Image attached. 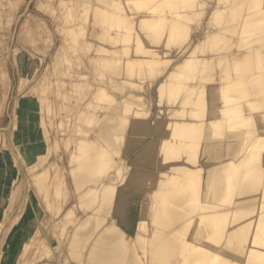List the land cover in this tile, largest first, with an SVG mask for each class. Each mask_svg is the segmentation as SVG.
Here are the masks:
<instances>
[{
	"label": "bare ground",
	"instance_id": "1",
	"mask_svg": "<svg viewBox=\"0 0 264 264\" xmlns=\"http://www.w3.org/2000/svg\"><path fill=\"white\" fill-rule=\"evenodd\" d=\"M124 1L55 0L53 6L61 12L59 21L65 16L76 25L88 22L87 42L96 37L98 50L110 56L118 31L107 25ZM166 1L170 16L164 23L128 14L137 41L124 48L131 57L102 61L112 70L103 73L104 81L124 91L122 100L106 85L98 101L78 102L76 116L88 112L85 126V119L68 118L60 129L88 136H67L65 149H54L56 156L40 169L44 176L71 162L72 175L62 171L73 178L64 183L71 191L62 184L57 197L48 195L45 204L56 208L52 217L40 208L43 226L39 221L42 229L32 241L41 247L60 241V264H264V0ZM191 19L199 23L195 38L187 26ZM110 35L114 40L108 42ZM151 53L155 66L141 77L154 86L142 93L140 83L121 88L129 67L146 63ZM114 99L117 104L110 106ZM92 108L105 109L102 119ZM43 144L33 147L41 150ZM85 145L89 157L74 160ZM5 257L0 254L1 261ZM29 257L22 264H35L32 252Z\"/></svg>",
	"mask_w": 264,
	"mask_h": 264
},
{
	"label": "rangeland",
	"instance_id": "2",
	"mask_svg": "<svg viewBox=\"0 0 264 264\" xmlns=\"http://www.w3.org/2000/svg\"><path fill=\"white\" fill-rule=\"evenodd\" d=\"M54 1L55 0H0V254L4 255V257H9L8 259H6L7 257L2 258L5 259L2 260L3 262L0 259V264H17L18 262L22 264L25 259L30 258L31 252L32 258L34 257V249H39V252L43 250L41 254L36 252L37 254L33 258V261H36L35 264H60L58 259L59 252L62 251V247L60 246L61 243H59L60 241H54L47 245H43V249L40 250V248H42L41 246H33L34 242L38 239V235L34 236V234L36 235L38 230L40 231L42 229H39V224H43L39 219L40 208L41 210L43 208L45 211L49 212L52 217L53 209L56 208L54 205L55 203L46 205L45 201L51 194L57 197L58 187L62 184H67L66 180L69 178L67 179L64 176H66V173L68 175L71 173L70 170H67V168L70 169L71 162L66 160V163L60 167L61 171L60 168H54V170L50 168V170H46L44 172L46 175L44 176L40 169L43 168L45 163L50 162L53 157L56 156L52 153L54 149H58L55 152L60 151L62 147V149H65L66 145H64V142L66 138H71L72 136H70V134L73 133V130L65 133L60 129L64 120L69 118L67 122L71 123L75 118L81 122L82 119H85L83 123L85 126V121L88 118L85 114L88 112L84 114L85 118L82 116L84 113L83 111L80 115L84 118L81 119V117L76 116L75 107H77L78 102L82 103L84 99L86 102L97 100V92L100 91V87L106 86L108 83L104 81L106 77L103 76V73H108L111 70L110 68H106L102 62L109 52L105 51L104 53L98 50L97 38L94 37L87 42L85 31L89 23L84 22L76 25L75 23H78V21H72V17L66 19L65 16L64 20L59 21L60 19L57 12L60 11L53 6ZM123 3V7L119 8L118 12L112 11V14H110L111 16L109 15L112 21L107 25L109 29H112L114 26V30L117 29L118 32H116L118 35L115 45H117L116 49L118 47L120 51L115 49V45L114 48L104 43L100 45L109 46L110 56L107 57L111 59H113L112 57L119 58L121 61L125 60L123 59L125 57H131L132 54L129 51L130 53L128 55V52H126L124 48L130 50V47L134 46L137 42L135 40V35H133L135 34V28L132 26L133 22H131V15L128 14H132L134 17L140 15L156 16L159 23H164L167 16H170V12H167L170 3L166 0H125ZM13 8L16 9L14 18L11 14ZM113 13H115V15H113ZM116 13L118 15H116ZM119 16L120 19L118 18ZM115 17L117 18L114 21ZM117 21L119 22L116 24ZM193 21L194 20L191 19V21L187 22V26L194 28L192 29V36H190V38L193 36L195 38L197 36V25L199 23L197 20ZM121 31L124 35L127 32L129 37L127 34L124 36L126 38L120 37ZM129 33L132 34V37ZM113 38L114 37L110 35L107 41L114 40ZM127 38L130 39L127 40ZM119 39L123 42H119ZM118 42L121 43V45H119ZM82 46H85V49H83ZM144 46L149 47V44L145 43ZM110 48H113V50ZM138 51L139 49H135V52ZM94 57L95 59H92ZM97 57L99 58L97 59ZM145 57L147 59L146 63L132 64V66L129 67L132 71L127 75L128 80L121 88L124 86L127 88L130 85L140 83L139 88H141L140 92L142 93L144 88L147 89L154 86L152 80L142 79L141 74L147 68H154L155 63L153 59L155 58V54L151 53ZM149 60L151 62H149ZM121 61H119V65L123 66ZM155 72L156 71H154V73ZM156 73L161 72L157 69ZM107 77L109 76L107 75ZM114 85V83L109 86L107 85L108 90L111 93L119 95L118 99L122 100L124 91L121 92L120 90L114 89ZM131 89L134 90L133 88ZM116 104L117 101L115 103V99L109 102L110 106H115ZM68 106L70 107L68 108ZM94 109L92 108L93 112L95 111ZM99 109L95 111V114L98 111L99 114L96 116H99L98 118L100 119V115L105 109ZM68 111H70V113ZM65 115L68 117H65ZM102 116L103 118L107 117V114H102ZM77 117L81 120L77 119ZM76 122V125L81 123L78 121ZM92 122L93 121L88 123L91 124ZM83 124L81 123L78 125L83 126ZM93 124L90 126L94 127ZM98 125L99 123L95 124V127H98ZM86 127L88 126L86 125ZM78 128L80 130L82 127ZM76 130L77 129H75V131ZM76 132L77 134L74 132V137L71 139L76 136H81L79 139L88 136V132H86L87 135L84 134L85 131H81L84 133L78 130ZM46 138H51L52 141L48 139L46 141ZM49 141H51L52 144H50ZM83 142L84 141H81L80 143ZM41 143H44V149L40 150L38 147L34 148L35 146H40ZM80 143V147L84 146V144ZM86 145L83 151L73 153L75 157L71 155L69 159L72 160V156L74 160L89 157L87 156L89 154ZM49 147L51 148L49 149ZM34 149L39 150V152L35 150L36 153ZM73 149L76 150L77 148ZM57 169H59L58 173H55ZM37 170H40V172H38L39 176L37 175ZM62 171H65V175L64 173L62 174ZM32 172L34 173L33 175ZM109 172H111V170ZM71 180H73L72 177L68 181L70 182ZM92 184L94 183H91V185ZM69 187L70 186L66 189L71 191ZM49 189L50 191L52 190L53 193H51L52 191L49 192ZM73 189L75 192L79 191V189L77 190L75 187ZM69 193L70 192H68V195L73 197V192ZM68 195L66 199H69L70 196ZM40 196L41 200L39 198ZM72 199L74 200V198H71V200ZM147 199L149 198L147 197ZM22 205L24 206L23 208ZM42 205L46 206L48 210ZM28 207L31 208L29 209ZM70 211L69 214L71 213L72 215L73 211ZM74 215L75 213H73V216ZM49 220H51V218ZM32 226H35V228ZM146 228L145 225L144 229L147 230ZM31 229L32 232L30 231ZM15 231L18 232V234H16L17 237L19 236L18 239H15ZM58 231L57 234H59L60 239H62L61 236H63V232L61 230ZM28 232H30V234ZM143 232L145 231L143 230ZM10 237L13 238L11 239ZM32 241H34L33 244ZM9 243H11L12 246ZM6 246L8 250H6ZM47 246L48 248H46Z\"/></svg>",
	"mask_w": 264,
	"mask_h": 264
}]
</instances>
